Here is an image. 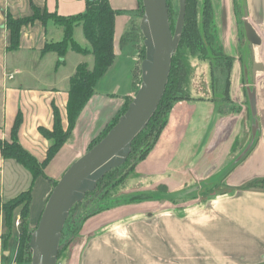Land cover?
<instances>
[{
  "label": "crops",
  "instance_id": "1",
  "mask_svg": "<svg viewBox=\"0 0 264 264\" xmlns=\"http://www.w3.org/2000/svg\"><path fill=\"white\" fill-rule=\"evenodd\" d=\"M110 1L115 10L122 12L116 18V59L98 82L71 137L46 166L45 174L54 181H59L89 151L91 143L107 129L126 100L134 98L141 83L136 61L132 68L131 60L121 56L119 50L124 36L136 23L140 2ZM212 1L224 51L234 58L231 100L219 106L211 101L178 103L157 144L129 177L143 179L147 184L128 192L140 188L153 190L162 184L172 190L173 183L176 189H182L185 179L204 183L210 176L214 178L223 172L224 186L236 190L205 202L191 200L186 204L188 214L182 216L174 213V207L144 209L139 205H124L97 214L86 221L68 264H264V191L242 189L248 182L264 178V0H243L245 13L241 20L236 0ZM34 6L68 17L85 12L88 5L87 0H0V139L11 141L13 126L21 113L19 143L43 163L51 141L41 129L54 130L55 109L60 112L64 130L69 128L70 80L80 64L88 63L92 69L94 56L71 49L64 60L53 52L43 55L46 43L64 39V29L53 21L23 27L20 49L10 51L8 15L17 19L29 17ZM246 21L256 30L260 45L250 43L245 31L248 45L241 39V24L244 27ZM82 32V27L75 30L78 44L76 35ZM83 40L86 43L80 45L90 48L85 37ZM241 45L246 47V57L240 53ZM69 58L76 60L72 72L67 70ZM60 61L64 62L58 66ZM255 64L263 69L257 74L253 73ZM252 90L256 94L257 123L250 107ZM256 125L259 133L253 143L249 137ZM173 174L183 185L172 181ZM223 177L214 185L221 184ZM32 185L29 222L34 228L54 187L42 176L34 181L30 171L13 159L6 160L0 151L2 201L18 197ZM8 231L5 214L0 212V264L7 263L2 255L12 253L14 239L15 255L18 250L17 226L10 237H6Z\"/></svg>",
  "mask_w": 264,
  "mask_h": 264
},
{
  "label": "trees",
  "instance_id": "2",
  "mask_svg": "<svg viewBox=\"0 0 264 264\" xmlns=\"http://www.w3.org/2000/svg\"><path fill=\"white\" fill-rule=\"evenodd\" d=\"M139 2L140 8L138 14H140L139 16L142 18L144 7L142 0H139ZM87 5V10L85 12L68 17L57 13H50L46 9L34 6L31 16L17 19L8 15L6 22L7 28L10 31V45L8 47L10 51H17L20 49L23 27L38 21L44 25L49 21H53L57 26L64 29V39L56 43H46L42 50L43 55L53 52L56 53L61 60H64L66 54L71 49L79 54H92L94 56L93 68L90 69L88 63L80 64L77 67L76 73L70 80L69 102L67 107L69 128L64 130L60 112L58 109H55L54 130L48 131L43 128L41 129L42 134L51 141L45 162L40 163L19 143L18 134L23 123V115L21 113L17 116L13 126L11 141L7 142L0 139V151L6 160L13 159L17 161L31 172L34 181L42 176L49 180L53 187H55L59 181H54L47 177L44 170L71 137L81 112L94 95L98 82L108 73L116 59V18L118 15L122 14V12L115 10L110 0H87ZM236 8L238 12L242 11L244 14V1L236 0ZM175 26L171 16V27L173 32L175 31ZM78 27H82L84 37L89 43L90 48H83L75 41L74 34ZM130 33V36L136 37L134 31ZM130 33L124 36V43L128 42ZM143 52L145 58V47L143 48ZM193 59H198L209 65L210 78L214 92L211 99L200 98L199 100L215 102L218 106L228 103V101L231 100V71L234 58L228 56L224 51L215 22V10L212 0H187V11L182 38L176 55L173 58L169 83L161 104L148 126L134 140L132 152L127 161L122 166L106 174V176L99 181L97 189L94 192L88 193L86 198L75 205L71 210L70 217L63 231L59 257L71 247L79 236L82 225L91 217L127 204L154 199L162 200L172 198L171 195L167 193L168 191L164 186L160 187V189L163 188V191H165L161 193L164 196L159 197L153 195V192L130 194L127 196H120V194L128 178L135 174L134 172L137 165L149 156L150 152L157 144L168 123L169 113L174 105L179 101L193 99L191 97V81L195 72V67L192 63ZM63 62L64 61H60L58 66L62 65ZM137 90H139V87ZM217 93H220L219 95L221 97H219ZM131 102L132 99L126 100L123 109L113 119L107 129L91 143L89 150L97 145L118 123L120 117L127 112ZM232 112L236 111L233 110ZM220 113L224 114L225 112L221 111ZM242 189L264 191V178L254 179L244 185ZM32 190L33 185L28 191L21 193L18 197L7 202H3L0 198V212H4L6 226L9 229L6 237H10L13 234L17 226L16 215L17 213L20 214V222L19 226H17L19 231V242L15 257L16 264L32 263V254L29 244L32 233L40 222L39 220L34 228L30 227L29 217L32 203ZM235 190L236 189H230L231 192ZM95 196L98 197L93 201L92 198ZM89 198H91V204L97 203L93 207L91 204H86L79 212L78 207ZM95 207L98 208L94 209Z\"/></svg>",
  "mask_w": 264,
  "mask_h": 264
},
{
  "label": "water",
  "instance_id": "3",
  "mask_svg": "<svg viewBox=\"0 0 264 264\" xmlns=\"http://www.w3.org/2000/svg\"><path fill=\"white\" fill-rule=\"evenodd\" d=\"M142 2L144 14L140 29L144 37L146 57L141 65L142 82L139 90L118 123L97 145L78 159L54 187L38 227L31 236L32 264H58L60 243L71 210L88 193L97 189L99 181L106 174L127 161L134 140L148 126L165 95L173 58L182 38L187 0H180L179 17L174 32L167 0ZM244 28L248 41L253 45H260L261 40L252 25L246 21ZM261 70L263 69L260 64L254 65V74ZM249 98L252 116L257 123L254 90L249 92ZM258 133V128L253 129L254 138ZM250 148L251 146L248 150Z\"/></svg>",
  "mask_w": 264,
  "mask_h": 264
},
{
  "label": "rangeland",
  "instance_id": "4",
  "mask_svg": "<svg viewBox=\"0 0 264 264\" xmlns=\"http://www.w3.org/2000/svg\"><path fill=\"white\" fill-rule=\"evenodd\" d=\"M167 1H169V12L171 11L170 17L172 16L173 22L175 23V25H177V21H178V17H179V11H180V0H167ZM128 13H130V12H125V14H128ZM238 13L240 15V20H241L242 19L241 15L243 14V12L240 11ZM139 15L140 14H138V17L136 19V23L132 24V28L130 27V31L131 32L134 31L136 33V37L130 36L131 35V33H130L128 42H126V43L123 42V45H121V46L118 43V49L120 46L119 50L122 52L121 56L124 55L127 59L131 60L130 63H131L132 68L134 67V64H135L134 60L136 61V64H137L136 68H137L139 77H142L141 65H142L143 60L145 59L144 58V52H143V48L145 47V45H144L143 34L140 31L141 30L140 29L141 17ZM241 30H242L241 39H243V41L245 42V44L247 46L248 41L246 40V37L243 34L244 33L243 31H245L243 24H241ZM83 35H84L83 32L81 34L78 33L76 35V40L78 42H80V44L86 43L85 40H83L84 39ZM240 53H242L245 57H246V55H248L245 45H243V46L241 45ZM74 55H76V54H74ZM76 57H78V56H76ZM192 63H193V66L195 67V72L193 74V78L191 81V95H192L191 97L193 99L179 101L174 105V107L178 103H181V102L193 103V102L201 101V100H199L200 98L211 99L213 97L214 92H213L212 82H211V78H210L209 65L207 63L201 62L198 59H193ZM75 64H76V60L69 58L67 70H69V71L71 70V72L74 71L75 70L74 69ZM67 74H70V73H67ZM139 77H138V80H139ZM140 82H142V78H141ZM217 94H218V96H220L219 95L220 93H217ZM133 99L134 98H132V101H133ZM174 107L172 108V110L174 109ZM172 110L169 113L168 122L170 120V115L172 113ZM223 115H225V113ZM256 139H257L256 137L255 138L253 137V134L250 135V137H249V140L251 142H255ZM170 176H172L171 177V179H173L172 181H175V180L179 181L175 177H173L174 174L170 175ZM223 176L225 177L226 173L223 172V173L219 174V176L214 177V178L210 176L208 179H205L206 182L197 183V184H195L194 182H191L194 179H189V182L185 179L184 181H186V183L184 182V185L182 183L183 181L182 182L179 181L180 184L183 185L182 189H176V187L173 185L174 184L173 183L172 186L175 189H172V190L169 189L166 185L162 184L156 188L154 187L153 190H143L140 188V189H136V190H133L131 192H128V190L134 189V188H136V186L138 187L140 185L142 186L144 184H147V182L143 179H137V178L132 177V178H129V181L122 188L120 196L121 195L127 196L130 194L133 195V194H142V193H152V192H154L153 195H155L156 197L164 196L161 193L165 192V191H163V188L160 189V187L164 186L166 188V190L168 191L167 193H169L172 198L162 199V200L154 199V200L142 201V202L127 204V205H129V207L134 206V205H136V206L139 205V206L144 207V209H146V207L147 208H150V207H160V208L161 207H163V208L174 207V209H175L174 213L176 215L182 216L184 214H188L189 207L186 204L189 203V201L198 199L199 201L205 202L207 199L209 200L211 197H215V195L223 194L224 192H227V193L230 192V187H225L223 184L224 183V177ZM220 177H223L222 183L214 185L215 183H218V181H220V180H218V179H220ZM98 193L102 194L101 192H98ZM97 197L98 196L93 197L92 198L93 201ZM90 199L91 198H89L87 201L83 202L81 204V206L78 207L79 212L81 209H83L84 206H86V204L92 203ZM96 203L91 204V206L93 207ZM97 208L98 207H95L94 209H97ZM85 224H86V222H84V224L82 225V228L80 229V232H79V236L76 238L75 242L71 245V247L65 253H62V255H60V257H58V264H68L70 256L72 255V250L74 249L73 246H74V244H76V241H78L80 239L81 233L85 227ZM16 225L19 226L17 223H16ZM16 246H17V240L14 239L13 240V249H12L13 251H12V253L9 254L7 257H5V255H2V258L7 261L6 264H14L15 263ZM30 250H31V248H30Z\"/></svg>",
  "mask_w": 264,
  "mask_h": 264
},
{
  "label": "built area",
  "instance_id": "5",
  "mask_svg": "<svg viewBox=\"0 0 264 264\" xmlns=\"http://www.w3.org/2000/svg\"><path fill=\"white\" fill-rule=\"evenodd\" d=\"M11 78H13V76H11ZM19 222H20V220L18 219V220H17V224H18V225H19Z\"/></svg>",
  "mask_w": 264,
  "mask_h": 264
}]
</instances>
